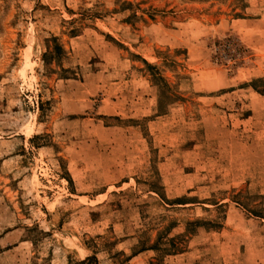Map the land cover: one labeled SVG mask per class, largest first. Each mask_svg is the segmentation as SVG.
<instances>
[{
	"label": "rangeland",
	"instance_id": "1",
	"mask_svg": "<svg viewBox=\"0 0 264 264\" xmlns=\"http://www.w3.org/2000/svg\"><path fill=\"white\" fill-rule=\"evenodd\" d=\"M0 264H264V0H0Z\"/></svg>",
	"mask_w": 264,
	"mask_h": 264
}]
</instances>
